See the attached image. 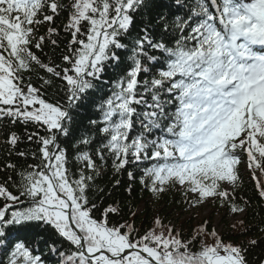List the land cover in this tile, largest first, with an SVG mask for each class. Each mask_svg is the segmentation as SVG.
I'll list each match as a JSON object with an SVG mask.
<instances>
[{
    "label": "snow or ice",
    "instance_id": "1",
    "mask_svg": "<svg viewBox=\"0 0 264 264\" xmlns=\"http://www.w3.org/2000/svg\"><path fill=\"white\" fill-rule=\"evenodd\" d=\"M63 11L70 38L61 63L46 62L33 49L59 47L60 30L40 35L39 26ZM113 66L119 74L109 83L102 77ZM97 82L109 84L108 95L93 101L92 132H82L76 116L103 91ZM57 88L63 95L50 102ZM3 120L46 135H28L40 146L37 163L2 169L18 178L0 183V264H248L247 248L225 242L207 220L187 237L159 216L141 231L131 219L112 223L121 206L93 197L110 159L114 173H127L129 195L136 176L128 168L142 166L141 186L157 201L178 187L185 211L212 200L243 215L242 164L264 199L255 175L264 176V0H0ZM74 134L78 174L60 144ZM6 136L10 156L20 137ZM233 228L249 230L244 221Z\"/></svg>",
    "mask_w": 264,
    "mask_h": 264
},
{
    "label": "trees",
    "instance_id": "2",
    "mask_svg": "<svg viewBox=\"0 0 264 264\" xmlns=\"http://www.w3.org/2000/svg\"><path fill=\"white\" fill-rule=\"evenodd\" d=\"M65 4L68 0H62ZM68 11L61 12L60 15L56 16L54 22L45 23L39 26V34L45 35L48 27H55L60 30V35L55 37L59 42V47H53L46 43L43 51L33 49L42 60L53 59L57 63H61V56L64 54L65 46L67 40L70 38L64 31L63 25L68 20ZM124 59L127 53H119ZM119 74V70L113 67H106L103 80L109 81L111 83L116 76ZM33 82L37 83V78L34 75L32 77ZM59 81L57 84L59 85ZM98 84V89H103V91H94L89 94V99L86 104L82 105L76 119L79 123L75 126L82 129V132H92L91 127L88 126L87 121L90 117L98 115L94 111L93 101H99L101 96H107V89L109 84ZM63 93L57 89H50L47 92L46 98L50 102L54 100L61 99ZM15 132L20 137V142L16 145L15 150L12 154L8 155V146L5 144L7 139V132ZM32 133H39L43 136L46 133L39 126L29 123L27 125L17 121L12 124L9 120L0 121V183L7 179V176H12L13 180H16L17 174L12 169H7L6 172L2 170L6 163H12L17 166V169H26L28 165L35 164L38 161L32 158L31 153L36 152L39 155V145L35 142L36 137H33L32 141L28 140V135ZM82 134V133H81ZM96 135V133H92ZM79 140V134H74L71 137H60V144L62 148L67 150V155L69 158V167L74 174L79 172V164L76 162L75 157L79 152V148L76 147ZM95 144L93 145V147ZM83 147V146H81ZM19 151H24L28 153L26 157H21L16 153ZM100 162L97 160V164ZM142 167V166H141ZM141 167H136L130 165L128 170L133 171L136 176V181L132 183V193L128 194L126 191L129 181L127 173L116 174L113 172L111 167V160L109 159L106 166L101 167L100 176L97 177L95 184L97 188H102V192H97L93 199L100 201L102 206L109 204L120 205L122 208V213L119 216H111L110 220L112 223L122 222L124 220H134L136 226L144 231L152 225L154 217L159 216L164 219L165 222L171 220L173 224L182 228L185 237H187L195 226H198L204 221L209 222V227L213 228L211 221L215 211L224 212V215L220 219V226L223 228V232L220 235L223 237L225 242H232L234 244L243 245L247 248L246 259L248 264H264V232L260 231V228H264V199L259 196V191L256 186V182L253 181L248 176L249 170L246 169L244 165L240 166V174L242 177V185L237 190L236 196L238 202L247 200L249 202L248 208L243 215H237L230 213L227 207H220L215 201L208 203V208L211 210L209 219L197 220L198 216L195 213L185 211L186 205L182 203L184 197L181 194V190L176 188L173 191L164 193L160 200H155L152 194L139 183V178L142 174ZM246 170L245 172H243ZM256 174H260L256 172ZM116 179H120L121 183L119 186L114 187V182ZM102 198V200H101ZM200 207V206H199ZM198 208V207H197ZM200 209V208H198ZM130 211H135L136 216L130 217ZM99 215V213H97ZM234 215V216H232ZM176 217V218H175ZM232 217L235 219L234 222L239 223L244 221L247 228L249 229L246 233L237 231L233 228L234 222H229L227 218ZM239 218V219H236ZM211 220V221H210ZM197 221V222H196ZM256 239L258 241L255 245H250L249 241ZM211 242L210 240L208 241ZM36 247V245H32ZM40 250L43 254V258L51 260L48 255L47 250L43 247V242L39 243ZM3 255H0V260H5Z\"/></svg>",
    "mask_w": 264,
    "mask_h": 264
},
{
    "label": "rangeland",
    "instance_id": "3",
    "mask_svg": "<svg viewBox=\"0 0 264 264\" xmlns=\"http://www.w3.org/2000/svg\"><path fill=\"white\" fill-rule=\"evenodd\" d=\"M191 213H195L198 216V219L197 220H203V219H209V215H210V209L206 206H203L202 208L200 209H194V210H190ZM189 211V212H190ZM224 215V212H219V211H215V214L213 215V219L214 220H210L211 221V224L212 226H214V228L220 233V232H223V228L220 226V219L221 217ZM176 218V217H175ZM236 219H239V218H236ZM227 220L231 223V222H234L235 219L232 218V217H229L227 218ZM197 222V221H196Z\"/></svg>",
    "mask_w": 264,
    "mask_h": 264
}]
</instances>
